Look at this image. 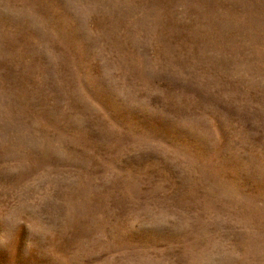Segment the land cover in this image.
<instances>
[{"label":"rangeland","instance_id":"rangeland-1","mask_svg":"<svg viewBox=\"0 0 264 264\" xmlns=\"http://www.w3.org/2000/svg\"><path fill=\"white\" fill-rule=\"evenodd\" d=\"M0 264H264V0H0Z\"/></svg>","mask_w":264,"mask_h":264}]
</instances>
